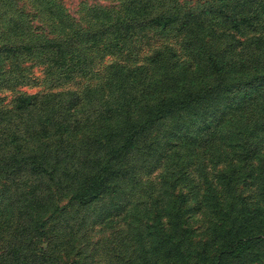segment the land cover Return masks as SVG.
Here are the masks:
<instances>
[{"label": "rangeland", "instance_id": "obj_1", "mask_svg": "<svg viewBox=\"0 0 264 264\" xmlns=\"http://www.w3.org/2000/svg\"><path fill=\"white\" fill-rule=\"evenodd\" d=\"M0 264H264V0H0Z\"/></svg>", "mask_w": 264, "mask_h": 264}, {"label": "trees", "instance_id": "obj_2", "mask_svg": "<svg viewBox=\"0 0 264 264\" xmlns=\"http://www.w3.org/2000/svg\"><path fill=\"white\" fill-rule=\"evenodd\" d=\"M212 10L211 9H206L205 12H211ZM210 61L212 62V65L216 68L219 67V63L218 61L215 59V57H213L212 55L209 57ZM137 131L131 133L128 137V144H130V146L132 145V140H133V137L134 135L136 134ZM126 145H123L121 148H125ZM44 222L40 225V227H43L44 226Z\"/></svg>", "mask_w": 264, "mask_h": 264}]
</instances>
